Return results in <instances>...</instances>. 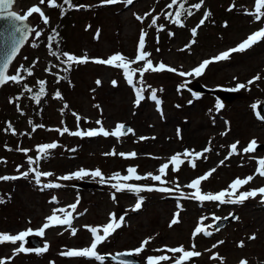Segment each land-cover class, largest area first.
<instances>
[{
  "label": "rangeland",
  "instance_id": "obj_1",
  "mask_svg": "<svg viewBox=\"0 0 264 264\" xmlns=\"http://www.w3.org/2000/svg\"><path fill=\"white\" fill-rule=\"evenodd\" d=\"M56 2L63 4V0ZM72 2L76 7L70 10L71 23L64 32L65 39L59 42V46L61 42L65 43L61 52H68L76 57L87 54L89 58L101 59H107L118 52L134 59L143 29L147 33L144 51L151 54L149 58L154 65L163 62L177 69V72H146L143 92L145 99L136 107L135 92L127 84L122 69L97 64L89 59L86 63L73 64L66 72L67 83L62 84L58 77H51L50 72L62 76L61 73H65L62 70L64 65L50 58L54 56L48 54V51L38 50L36 44L30 45L28 51L31 55L37 51V57L44 58L38 60L37 66L43 71L46 68V79L52 85H57L51 89L52 94L50 92L43 109L38 110L37 116H40L36 120H32L33 115L28 117V111L22 113L9 110L7 97L0 94V124H3L0 127V177H16L0 180V233L16 235L31 228L32 235H36L35 231L46 222L45 218L52 214L53 209L67 208L79 198L71 225L77 230V234L73 236L67 225L49 227L43 235H36L39 237L37 248H43L47 244V251L13 255V250L21 242L18 241L15 245L5 242L0 244V258L5 259L6 264H120L105 255L113 256L120 251L131 252L143 240L151 238L143 252L133 254L138 262L130 264H146L147 257L159 255H168L175 260L181 253L167 252V248L183 246L185 250H193V244L196 246L194 250L201 255L184 264H240L241 260H245L247 264H264V207H259L262 211L253 207V204H260L256 202L262 199L261 195L250 197L241 204L200 202L184 198L195 190L184 187L186 181L181 179V174L185 173V178L190 177L191 182L216 168L207 180L201 182L203 193H216L226 189L238 177L243 179L254 176V179L240 187L236 195L264 186V177L256 174L257 158H264V122L255 120L256 107L253 108V105L264 101V40L243 52L232 53L226 60L209 64L200 76L182 77L178 74L188 73L203 60L236 47L249 34L264 27V18L257 22L252 15L246 14L247 11H254L255 0H204L200 10L192 9L193 15L182 18L183 27L165 19L166 13L175 11V5L172 9L166 7L171 0H133L130 5L123 0L115 4H104L101 0ZM195 3H199V0H186L185 7ZM33 5L41 7L49 18V23L44 24L40 15L34 13L29 17L33 27L36 25L37 29L44 31L47 26L56 24L60 9L48 7L47 0L43 5L39 4V0H15L13 8L24 14ZM230 7L232 10H229ZM205 11L211 15L197 28ZM146 13L150 15L146 16ZM137 16L143 17V20H138ZM154 16L159 17L157 26L163 25V30L158 31L157 26H149ZM193 28H196L195 36L191 32ZM169 33L174 35L170 36ZM187 45L190 46L186 47ZM50 59L52 62L47 66L44 61ZM142 66L143 61L132 65L133 68ZM256 76L260 79L254 80ZM136 79H139V73L136 74ZM97 80L101 84L97 85ZM114 80L117 81L116 86L112 84ZM192 80L210 88L220 86L234 89L241 83L245 84V88L237 90L239 95L231 100L223 101L213 95L195 96L188 87ZM249 80H253V83L249 84ZM153 89L158 98L162 97L159 110L154 101L148 100ZM57 92L60 94L59 98L56 97ZM218 101L223 105L219 109L216 107ZM74 113L81 117L79 130L99 129L103 126L106 130L113 131L117 123H123L131 127L135 134L124 135L120 139L111 135H97L93 138L72 136L69 133L61 135L57 129L67 127L70 131L78 130ZM4 114L12 117L10 123L15 134L9 125L1 123ZM97 120L101 121L100 125L96 123ZM140 137L146 139L140 140ZM253 140L256 145L262 144V147L256 148L252 153H244L243 148ZM237 141V154L220 165L219 162L230 151L229 146ZM53 142L58 146L49 150L47 157L40 161L39 170L52 172L54 175L42 177L40 184L36 183L32 173L21 176V172L29 169L28 157L35 159L39 155L37 146ZM205 147H209L211 151L194 160L195 168L189 166L188 160L182 156L184 163L179 170L171 171L170 164L167 175L163 177L169 182L163 186L174 189L172 193H176V202L181 203L176 206L175 203H169L175 200L167 192L158 196V191H144L139 194L143 197L142 207L132 211L137 200L136 194L127 190L116 192L110 186L115 181L100 183L98 177L93 178L91 175L66 181L57 179L79 169L89 172L100 169L105 177L114 172L126 175V169L130 166L136 167L141 175L149 172L158 174L154 170L157 160L151 162L154 154L169 160L172 155L183 153L185 149L201 152ZM17 148L29 151L25 155ZM113 150L117 153L138 151L139 155L129 159L119 155H105ZM146 154L151 156L145 157ZM149 162L152 169L144 170ZM212 162L214 163L211 164ZM200 163L204 165L203 169H207L201 170ZM17 166H20L19 171ZM84 180L94 186L84 188L76 183ZM48 183L59 184L60 187L44 188L43 185ZM127 183L161 186L158 181L150 179ZM177 184L180 191H175ZM151 194H156L155 198H150ZM53 197L56 202H52ZM205 203L210 207L202 206ZM122 204L124 211L121 210ZM177 212L179 222L169 227ZM110 213H116L117 219L121 215L125 219L122 228L116 229L106 241L98 245L97 252L104 257L103 262L94 258L61 255L69 249L89 247L93 237L84 226L105 225L109 222ZM229 213L234 215L233 218L222 225L219 221L216 222L213 228L208 229L212 232L211 235L201 233L193 237V231L201 217H207L201 224L204 227L213 224V215L228 217ZM57 215L62 217L60 213ZM98 234L103 235L102 230ZM253 236L255 239H250ZM219 241L223 243L218 244ZM241 242L243 247L239 246ZM23 243L28 249H37ZM214 244H217L216 248L212 247ZM156 249L162 251H155ZM214 254L217 255L216 259L211 258Z\"/></svg>",
  "mask_w": 264,
  "mask_h": 264
},
{
  "label": "snow or ice",
  "instance_id": "obj_2",
  "mask_svg": "<svg viewBox=\"0 0 264 264\" xmlns=\"http://www.w3.org/2000/svg\"><path fill=\"white\" fill-rule=\"evenodd\" d=\"M104 4H115L120 2V0H101ZM126 4H132L133 0H123ZM14 3V0H0V18L5 19L9 22H11V46L10 48L5 52L3 55L2 60H0V86H4L5 84L12 82L16 84H20L22 80H24V75L21 73H26L27 76H31L33 73L30 68H26L23 65L18 67L15 71V74H8L9 73V67L12 64L14 58L17 56L21 46L28 40L30 33H34L36 38L41 37L42 31L37 30L34 27H31L28 23H26L29 20V17H31L34 13H37L40 15L42 21L44 24L49 23V18L45 15L44 11L39 7L38 5H33L30 8L27 9V11L24 14H18L15 11H11V7ZM39 4L43 5L45 4V0H39ZM186 0H171V3L166 5L168 9H172L175 5V11H169L165 15V19H169L172 23L176 24L179 27H183V17L185 15L191 16L193 15L192 9L200 10L202 5L204 4V0H199V3L192 4L190 7H185ZM47 6L48 7H58L60 9L61 15H64L66 10H71L73 7H76V5L73 4L72 0H63V4H57L56 0H47ZM66 6V7H65ZM234 7V5H233ZM264 0H255L254 4V11H247V15H252L255 19V21L259 22L264 18ZM229 10H232L231 7ZM150 15V13L145 14ZM211 15L210 12L205 11L202 19L199 21V24L197 25V28L200 25H203L205 23V20L208 19V17ZM138 20H143V17L137 16ZM159 17L154 16L152 18V23L149 25L157 26V20ZM163 25L157 26V30H163ZM192 35H196V28H193L191 30ZM99 35V30L97 31V37ZM169 35H174L173 33H169ZM147 36V33L142 29L138 41L137 46V53L135 55L134 59H129L122 55L121 53H115L111 56H109L107 59H101V58H89L87 54H85L83 57H76L73 54H70L68 52H61L59 51V43L57 40L58 33L53 29L52 34L48 37V48L50 51V54L55 56L58 60H60L61 64L64 65L63 71L67 72L70 70L71 66L75 63H86L89 61V59H92L93 62L97 64L102 65H108L112 66L118 69L123 70V76L127 82L128 85L133 87V90L135 92V100H134V106L138 107L143 99H145V96L143 95V92L145 91L144 88V75L146 72H162L167 70L168 72H177V69L169 67L165 65L163 62H160L158 64L153 63V61L149 58L150 53L147 51H144L145 49V37ZM261 40H264V27L260 28L259 30L254 31L253 33L249 34L246 39H244L241 43H239L236 47L230 48L227 51H223L220 54H218L215 57H212L211 59L203 60L197 67L192 69L190 72H179L178 74L180 76H186V75H195L200 76L203 74L205 68L215 62V61H222L226 60L230 57L232 53H238L243 52L247 50L248 48L252 47L254 44L260 42ZM194 42V41H193ZM55 44L56 50H53V45ZM190 45H187L186 47H189ZM159 50V49H158ZM63 57V59H61ZM143 61L142 68H133V64H137L138 62ZM47 71V69H46ZM139 73V79H136V74ZM61 77L58 76V81ZM254 80L260 79L259 76H256L253 78ZM39 85L38 91L31 97V99L35 100L37 103H39L40 99L46 94L45 92V81L40 80L37 82ZM97 85L101 84V81H96ZM249 84L253 83V80L248 81ZM113 86L117 85V81H112ZM137 84L140 85L137 87ZM24 91L32 93L33 89L29 87L27 84L24 86ZM150 87V86H149ZM182 87V86H179ZM178 87V90H179ZM245 88V84H237L236 88L232 89V91H236L239 89ZM198 95V94H196ZM56 97L59 98L60 94L59 92L56 93ZM18 96L16 99H19ZM153 101H156L157 108L159 110V100H157L156 97V90L153 89L151 91V95L149 97ZM11 102V101H10ZM223 105L217 102V109L221 108ZM67 107V105H65ZM98 107V106H97ZM256 105H253V108H255ZM19 110V106H18ZM76 116L77 119V131H70L67 127L61 129H57V131L60 132V134L69 133L72 136H79V137H95L97 135H103L105 137L108 136H114L117 139H120V137L128 134H135L134 130L131 127H126L123 123H117L115 126V129L113 131L106 130L103 126H101L99 129H88V130H79V121L81 120V117L77 114H73ZM96 123L98 125L101 124V121L97 120ZM9 128H11V125H9ZM13 134H15V130L12 129ZM33 131H35V127L33 128ZM179 134V133H178ZM140 140L146 139V137H140ZM238 141L231 144L229 146L230 151L227 156L224 157V160H221L219 162L220 165L224 164V161L229 159L232 155L237 154V147H238ZM57 143H47L37 146V151L39 155L33 159L32 157H28V164L29 169L27 172H21V176H28L29 173L34 174V178L37 184L41 183V178H47L51 177L54 174L52 172H46V171H40L39 170V163L42 159L46 158L48 155L49 150L55 149L57 147ZM257 145L256 141H251L249 144L243 148L244 153H252L255 151ZM18 151H22L27 155L28 149L23 148H17ZM74 151V149H73ZM211 151L209 147H205L201 152H196L194 150L185 149L183 153H176L172 155L169 160L165 163H162L158 169V174H153L152 172L146 173L145 175H140L137 172V168L130 166L126 169L127 174L122 175L120 172H114L111 176L105 177L104 174L100 169H95L91 172L85 169H79L76 172L57 177L58 180H71L74 178L82 179L87 175H91L93 178H99L100 183H109L111 181H115L114 183H111L110 186L115 189L116 192H122V191H129L137 196L136 203L134 207L132 208V211H137L142 207L143 204V197L139 194L144 191H158L161 193L164 192H172L174 189L164 187L163 185L169 183L163 177L167 175V170L169 169L170 164L172 165L171 171L176 172L179 170L180 165L184 163V160L181 159V156L184 157V159L188 160L189 166L195 168L196 165L194 163V160L200 159L204 153H207ZM105 155L108 156H114L119 155L125 159L129 158H135L137 156V153L135 152H119L117 153L115 150L105 153ZM191 157L192 159H188ZM205 159L207 157H204ZM257 168H256V174H258L261 177H264V158H257ZM33 165H36V167H33ZM219 166V165H218ZM20 166H17V171H19ZM216 171V168L210 169L207 173L204 175L198 176L195 179H192L190 183L184 185V187H187L189 189H194L195 191L188 194L187 196H184L182 193L181 195L184 196V198H193L197 201L204 202V201H215L219 202V204H241L248 198H255L258 194L264 197V186L260 187L259 189H251L249 191L245 192H239V195H236L238 189L242 187L243 185L248 184L254 179V176H248L246 178H236L234 179L229 185L228 188L223 189L216 193H203L201 191V182L205 181L209 178V176ZM16 177H8L3 176L0 177V180H8V179H15ZM152 180V181H158L161 186L157 187L154 184H132L127 183L128 181H141V180ZM44 188H54V187H60L59 184L55 183H48L43 185ZM175 191H180V186L177 184L175 186ZM113 199H115V196H113ZM52 202H56L55 197H53ZM79 204V198H77V201L75 203H72L67 206V208H58L53 209L52 214L47 216L45 218L46 222L35 231L36 235H43L45 230L49 227L58 226V225H67L71 228V234L74 236L77 234V230L72 225V219H73V213L76 212L77 206ZM179 207V205H178ZM68 209H71L69 211ZM57 213L62 214L57 215ZM82 215V213H81ZM232 214L229 213V216ZM125 217L123 215L119 216L117 219L116 213H110L109 214V222L102 226H89L85 225L84 227L88 229L92 234V241L89 247H85L83 249H69L67 251H64L61 253V255L68 256V257H86V258H94L97 261L103 262L104 257L102 255H99L97 252L98 245L102 244L116 229H119L123 222ZM207 217H201L200 223H198L197 227L193 231V237L195 238L198 234H203L205 236H209L212 234L211 231H208V229L213 228V225L216 224V222L220 221L221 219H228V217H219L213 215L212 220L213 224H209L207 226L202 227L201 224L204 220H206ZM179 222V212L175 213L173 216V219L171 220L169 227ZM102 230L103 235H99L98 231ZM216 231H219V228L215 229ZM33 230L31 228L20 231L16 235L8 234V233H0V244L5 242H10L12 244H16L18 241L21 242L20 246L18 248H15L13 250V255L24 252H31L35 251L37 254L42 253L44 251H47L48 245L45 244L43 248H37V249H28L24 246L23 241L25 240V237L32 235ZM250 239H255V237H250ZM151 238L145 239L141 242L139 247H136L131 252L128 253H121L120 255H132V254H140L143 252L145 246L150 242ZM223 241H219L218 244H222ZM241 247H243V242L240 243ZM195 244L192 245L193 250H185L183 246L175 247V248H167L166 251L170 253H181L179 258L175 259L173 261V264H184L185 261L190 260L193 257H199L201 253L199 251H195ZM213 248L217 247V244H214L212 246ZM155 251H162L161 249H156ZM212 259H216L217 255H213L211 257ZM221 260L223 258H220ZM172 260V257L168 255H159V256H149L146 258V264H160V262L169 261ZM0 264H6V260L0 258ZM120 264H130L128 261H120ZM240 264H247L245 260H241Z\"/></svg>",
  "mask_w": 264,
  "mask_h": 264
},
{
  "label": "trees",
  "instance_id": "obj_3",
  "mask_svg": "<svg viewBox=\"0 0 264 264\" xmlns=\"http://www.w3.org/2000/svg\"><path fill=\"white\" fill-rule=\"evenodd\" d=\"M71 23L70 21V10H66L64 15H60L57 17L56 20V24L52 25V26H47L45 28L44 31H42V35L39 38L35 37L34 33H31L30 38L28 39V41L25 43V45L23 46L22 49V53H20L19 57H17L14 62L11 65V68L9 70V74H15V71L18 67H20L21 65H23L26 68H30L32 71V75L31 76H27L26 73H21L22 75H24V80L21 81L20 84H16V83H12L9 82L7 84H5L4 86H2L1 90H0V94L4 95L7 97V105L8 109L13 111V110H17L18 112H22L25 113L26 111H28V117H30V115H33L32 120H36L40 115L37 116V114L39 113L38 110H42L43 106L46 104V100L48 99L50 92L52 94L51 89H54L55 86L57 85H52L47 79H46V68L45 71L41 70V68H39L37 66V62L38 60H43L44 58L42 57H37L38 53L37 51L34 52L33 55H31L32 53L28 51V49L30 48V45L32 44H36L37 45V49L40 51H48V54H50L49 48H48V37L49 35L52 34V30L54 29L56 31V33H58V43L61 41V39H65L64 37V32L66 31L67 27L69 26V24ZM34 28L37 29L36 25L34 26ZM40 30V29H37ZM41 31V30H40ZM65 45L64 41L61 42L60 46H59V51L60 49ZM55 44L53 45V50H55ZM64 49V47H63ZM51 55V54H50ZM53 56V55H51ZM50 58H54L55 60H57L58 62H60V60H58L55 56L54 57H50ZM20 60V61H17ZM61 59H63V57H61ZM51 59L50 61L45 60L44 63H47V66L51 63ZM61 63V62H60ZM45 66V64H44ZM40 69V70H39ZM50 76L51 77H58L59 75L57 73H53L50 72ZM62 76L59 79V81L62 84H66V78H67V73H61ZM48 77V76H47ZM43 80L45 81V92L46 94L40 99L39 103H37L35 100L31 99V97L38 91L39 89V85H38V81ZM56 83V82H55ZM27 84L29 87H31L33 89L32 93L26 92L24 91V85ZM60 84V83H59ZM20 97L19 99H16L17 97ZM11 101V102H10ZM18 106H19V110H18ZM7 114V113H6ZM3 115V120L1 123L5 122L6 125H11L10 120L11 118L9 117V115ZM3 124H0V127ZM14 129L13 126H11L10 130ZM13 132V131H12ZM3 131H2V135H3ZM1 139V138H0Z\"/></svg>",
  "mask_w": 264,
  "mask_h": 264
},
{
  "label": "water",
  "instance_id": "obj_4",
  "mask_svg": "<svg viewBox=\"0 0 264 264\" xmlns=\"http://www.w3.org/2000/svg\"><path fill=\"white\" fill-rule=\"evenodd\" d=\"M11 11H13V10H11ZM26 23H28L31 26V23L29 20ZM10 46H11V22L0 18V60H2L3 55L10 48ZM191 87L194 90H196L197 92H212V93L216 94L217 96L224 98L226 100H230L233 96L237 95V91H232V90L228 91V90H221V89H209V88H204V87L200 86L199 84H198V86H197V84H193ZM259 111L262 114V116H264V103L260 104ZM261 146L262 145H258L257 147L260 148ZM80 185L91 186L87 182H81ZM25 240L31 246H38V238L36 236H32V237L27 236V237H25ZM117 258L120 260L123 259L121 257H117Z\"/></svg>",
  "mask_w": 264,
  "mask_h": 264
},
{
  "label": "bare ground",
  "instance_id": "obj_5",
  "mask_svg": "<svg viewBox=\"0 0 264 264\" xmlns=\"http://www.w3.org/2000/svg\"><path fill=\"white\" fill-rule=\"evenodd\" d=\"M256 121H259V120H257V119H255ZM135 153H137V155H139V152L138 151H135ZM150 157L151 155H149V154H146V156L145 157ZM155 160H157V162L155 163V167H154V170L155 171H157V169H158V167L162 164V163H164V161L166 162V161H168V159L166 158V157H162V156H159V155H157V154H154L153 156H152V159H151V162H153V161H155ZM226 162V161H225ZM214 162H212L211 164H213ZM152 164H150V162H149V164L147 165V166H145V168H144V170H146V169H148V168H151L152 169V166H151ZM210 165V164H209ZM200 166H201V170H205V169H207V167L205 168V169H203V167H204V165L202 164V163H200ZM211 167V166H210ZM209 167V168H210ZM138 174H140L141 175V173L139 172ZM186 177V174L185 173H182L181 174V179H182V181L183 182H185L184 184H188V183H190L189 182V179H190V177L187 179V178H185ZM135 183H139V181H134ZM150 185H152V184H150ZM151 197H154L155 198V196H154V194H151L150 195V198ZM260 202V204H253V207H254V209H258V210H260L259 209V207H264V201L261 199V200H258V202H256V203H259ZM169 203H173V202H169ZM202 206H205L206 208H209L210 206H208V204L207 203H205V205H202ZM121 210L122 211H124L125 209H124V205L122 204V207H121ZM256 211V210H255ZM260 211H262V210H260ZM264 212V211H263Z\"/></svg>",
  "mask_w": 264,
  "mask_h": 264
}]
</instances>
